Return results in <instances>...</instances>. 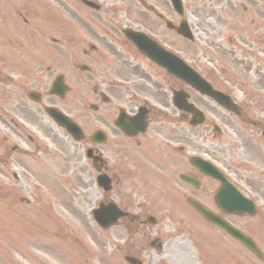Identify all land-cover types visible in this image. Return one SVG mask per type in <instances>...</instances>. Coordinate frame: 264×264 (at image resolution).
<instances>
[{"label":"flooded vegetation","instance_id":"flooded-vegetation-1","mask_svg":"<svg viewBox=\"0 0 264 264\" xmlns=\"http://www.w3.org/2000/svg\"><path fill=\"white\" fill-rule=\"evenodd\" d=\"M171 12L172 11H168V14L171 15ZM90 22H92V20H90ZM75 35L76 38L74 39L73 44V49L75 50L74 63H72V66L80 72L81 70H83V68H87L83 67L82 65H85L83 61L85 60V58H88L90 63L93 64V70L89 68V71L93 75L108 74V72H111L114 76L120 77L122 74H125V72L130 71L131 74L133 76H136L139 81L136 85H133L132 89L129 88V83L124 84V90H120L117 83H110L107 87V90L116 101H120L122 104H124L122 109H120L118 105L116 106L119 110H124L126 109L125 107H128V110H130L133 105H136L137 108H147V113L145 115L147 119V130L144 133L137 134L134 137L125 135L119 128L116 127V123L114 122V120H112L107 124L110 130V135H107L105 145L100 142H98L100 144H92L94 153L103 158L102 156H104V154L102 150L104 149V146H107L108 152L112 155V158H114L116 152L120 151L123 156L124 170L128 178L130 179L131 176H137L139 179V184H142L144 186H153L157 182L160 176L161 168L163 166V162L157 161V157L163 148H165L166 146L168 148H171V145L173 143H178V141L186 142V144L189 145L190 149L194 147V138L192 137L194 136L195 131L191 125L192 117L183 112L178 113L177 110L171 108L170 103L168 102V90L176 89V81L171 80L170 82H168V89H164L160 81H155L153 79L154 76L149 77L144 75L143 80H146L147 82L142 83L140 81V65H134L131 61L127 60L122 52L118 51V46L105 45L106 39L102 38L99 35H97L96 37L94 36V43L91 44L87 41L83 43L80 28L77 29V33ZM86 47H88L87 50ZM63 53V51L59 52L60 59L58 61V64L65 66ZM133 54L135 53L133 52ZM79 72L77 75L80 76ZM49 74H51V71H49ZM64 77L66 78L65 75ZM95 88L98 87L96 86ZM154 88L155 91L153 90ZM184 88L186 90L188 89L189 93L191 94V103H196L197 105L201 106L202 110L206 114L215 117L220 116L216 108L225 113V111L215 105L212 100H203L200 98L194 99V92L191 90V88L187 86H185ZM132 91H135L139 98H132ZM161 93L163 94L161 102H166L164 104V110L162 108H159L160 105L158 104V95ZM94 94V99H96V101L102 102L104 106L114 105L111 104L113 102V99L111 98H107V101L105 102L104 92H99L96 89V92ZM149 99L150 101H152V103L148 101ZM61 101L65 102V100ZM200 101H204L207 104L201 105L198 103ZM14 106L16 107L14 109V111L16 112L18 110V105L14 104ZM21 110L25 109L21 107ZM98 110L99 108L97 106V111ZM133 112L135 113L137 111L133 110L132 113ZM234 117L235 116L225 113V115L221 118L222 124L225 128H227V130L220 132L210 131V126L205 125V130L202 133H198L196 136L203 135L202 138L205 142H211V140L213 139L214 141H217L221 149L230 146L231 149L235 150L236 152L251 153L259 146L264 145L263 130H248L243 115H240L239 118L232 119ZM179 128H181V130H178ZM190 138L192 139L190 140ZM162 144L165 146L162 147ZM106 158V161L102 160L101 163H94L93 167L98 171H101L102 169L106 170L107 172L103 174L107 175L112 182H116L117 178L111 173L110 169L115 168L117 162L116 160L112 162L110 168V161L108 156ZM260 162L262 163V165H264V157L260 160ZM174 163L177 168L183 170L182 173L194 175V168L190 164V157H188L187 153L181 154L180 156L175 155ZM135 164L138 166V168L134 167ZM261 175L264 176V166L261 167ZM255 183L256 181H246L245 185H252L256 188L257 185ZM259 184H264V178L260 180ZM180 185L185 186V184L183 183H180ZM216 186L218 185L216 184ZM216 186L213 185L214 191L205 189L203 192L199 193L198 190H195L196 193H193L192 196L201 199L202 204L214 214L222 218H226L227 216H225L224 213L219 210L214 201V196L217 189ZM186 187L188 186L186 185ZM164 198H168L166 200L167 205H176L177 209L181 210V212H179V216H199L194 210H187L189 208L185 202L189 198L187 195L179 194L175 197L166 196ZM260 198L261 202L259 203L258 211L253 218L233 216L230 217L232 219L231 224L242 231L252 230L257 224L264 225V190L261 192ZM258 218H260V221L258 220ZM240 223L244 225L243 228L241 226H238V224ZM205 224L208 225L209 229L216 230V232H214V236H209L205 243V246L207 247L204 250L205 256L210 262L216 261L218 262V264H220V262L224 260V262L229 261L230 264H251L250 257H254V255L248 254L250 257L246 256L242 260L241 251L243 247L241 243L235 241L223 230L210 225L206 221ZM140 246L141 247H136L135 243H133V246L131 248L127 247L124 257H133L139 259L138 256L140 255L146 256V251H148L149 249L147 250L146 246ZM173 253L175 254V257L171 260L172 264H188V261L190 260V257L192 255L191 252L187 249H182L179 253H177L176 250H173ZM261 262L264 264V260H262Z\"/></svg>","mask_w":264,"mask_h":264},{"label":"rangeland","instance_id":"rangeland-1","mask_svg":"<svg viewBox=\"0 0 264 264\" xmlns=\"http://www.w3.org/2000/svg\"><path fill=\"white\" fill-rule=\"evenodd\" d=\"M15 1L0 0V7L4 10L0 13V51L9 49L12 41L17 43L20 39L23 40L21 37L22 23L15 5V16L12 18L13 21H16L14 24L19 26L15 27L14 24L6 26L5 20L2 19V13L7 11L4 5L11 2L13 5ZM32 3L33 12H35L33 17L41 18L45 23L51 24L53 17L50 10L55 9L56 11L59 8L58 3L62 2L59 0H33ZM20 7L23 10L28 8L24 3L20 4ZM34 24L36 30L49 27L43 24ZM18 45L24 46L23 43ZM7 57H9L8 54L0 56V62ZM2 94L3 91L0 92V101L3 100ZM19 119L18 122H20ZM27 129L28 131L33 130L29 123ZM55 146L56 149L50 148L46 152L16 156V160L12 162L15 169L9 165L6 169H2L0 166V180L2 181L0 190H3L2 193L5 196H12L8 205V199H3L0 195V206H2V208L0 207V264H85L84 255L82 256L80 251L75 255L74 250L71 251L72 245L69 244L70 237L76 228L75 224L81 221L78 218L80 212L75 207L76 200L69 193L70 190L75 189L71 184L75 180L74 173L76 172L72 163L78 161L79 158L76 160L72 158V161L69 162L68 158L71 157L68 155H74L72 151L75 147L72 145L62 147L61 144L55 142ZM32 150L34 149L32 148ZM14 172L20 177L17 182L13 180ZM3 173H6L7 176L2 175ZM68 180L72 182H68ZM20 198H26L31 203L29 205L22 203ZM33 212L45 213L55 226L52 227L49 224V230L46 231L44 224L47 219L44 215H34L32 219L29 217L19 218L21 215L33 214ZM30 237L35 240L44 239L37 243H34V240L32 243L29 241V245L26 246L27 239ZM15 240L22 242L26 247L16 246Z\"/></svg>","mask_w":264,"mask_h":264}]
</instances>
